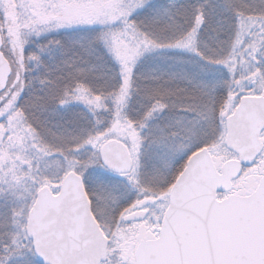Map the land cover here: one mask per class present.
<instances>
[{
  "label": "snow or ice",
  "instance_id": "1",
  "mask_svg": "<svg viewBox=\"0 0 264 264\" xmlns=\"http://www.w3.org/2000/svg\"><path fill=\"white\" fill-rule=\"evenodd\" d=\"M0 264H264V0H0Z\"/></svg>",
  "mask_w": 264,
  "mask_h": 264
}]
</instances>
